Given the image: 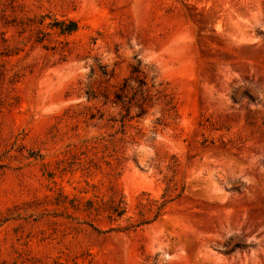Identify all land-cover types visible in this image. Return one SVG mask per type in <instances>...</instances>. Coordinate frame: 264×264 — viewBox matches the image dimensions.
Wrapping results in <instances>:
<instances>
[{
    "label": "rangeland",
    "instance_id": "rangeland-1",
    "mask_svg": "<svg viewBox=\"0 0 264 264\" xmlns=\"http://www.w3.org/2000/svg\"><path fill=\"white\" fill-rule=\"evenodd\" d=\"M42 14L78 29L14 26ZM2 31L0 264H264V0H0ZM139 78L123 129L103 94ZM116 193L112 223L85 205Z\"/></svg>",
    "mask_w": 264,
    "mask_h": 264
},
{
    "label": "trees",
    "instance_id": "trees-1",
    "mask_svg": "<svg viewBox=\"0 0 264 264\" xmlns=\"http://www.w3.org/2000/svg\"><path fill=\"white\" fill-rule=\"evenodd\" d=\"M46 18L50 19V21H48L46 24L47 28L58 35H69L78 29V22L72 18L58 19L47 14H42L37 18H26L25 20L20 19L14 23V26L19 29V33L26 31L30 32L29 37L32 33L36 32V40L42 41L43 37L49 34V32L43 31V29L39 28L43 26ZM0 33L2 34L1 40L5 43L7 38L4 36V32L2 31ZM38 34H40V36ZM1 54L5 56L10 55V53ZM138 67L139 62L138 66L133 68L135 73L140 72ZM135 81L138 84L134 87L128 83V80L125 79L122 85L119 86L117 90L113 91V98L109 97V93L103 94V97L106 100L105 102H111L113 106L120 108V111L118 112L119 118L116 116H111L109 120H112L113 122H121L123 129L126 120H130L134 116H141L145 113L146 107L150 101V90L146 87L145 81L140 78L135 79ZM156 99L160 100L165 105L168 112L175 111L176 101L174 99V93L170 91L168 85H162V88L157 90ZM133 107H136L137 109L135 115L130 114V111ZM173 158L174 157H171L172 165L175 166L176 164ZM172 199L171 190L169 188L161 195L160 199L140 197L138 198L135 205L138 218L132 220V216H127L125 218L127 221L126 225L111 227L110 230L127 231L134 229L141 224H146L150 221H153L163 213L164 208ZM85 205L88 209H90V211H94L96 215L100 214L101 212L105 213V218L110 223L124 218L129 211V206L125 198L122 194L117 195V193L112 194L107 200H103V198L98 200L89 199L85 202ZM149 216H151V218H149Z\"/></svg>",
    "mask_w": 264,
    "mask_h": 264
}]
</instances>
